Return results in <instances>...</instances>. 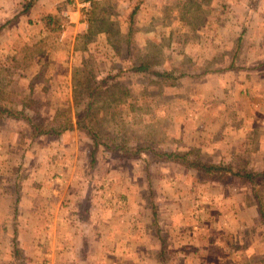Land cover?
I'll return each instance as SVG.
<instances>
[{
	"label": "rangeland",
	"instance_id": "obj_1",
	"mask_svg": "<svg viewBox=\"0 0 264 264\" xmlns=\"http://www.w3.org/2000/svg\"><path fill=\"white\" fill-rule=\"evenodd\" d=\"M118 1L128 4L130 8L121 15V20L127 22L128 33L121 35L115 31L112 35L117 42H88L92 40L91 37L84 38L83 42H72L70 39L62 42L59 40L64 33L61 30L51 31L46 41L42 42H0V88L5 93H18L28 98V112L36 123L48 127L60 126L67 114L76 122L74 89L77 82L92 75L103 79L111 74L116 79L104 86H113L110 101L107 104L100 103L102 108L98 126L102 131L114 134L117 133L114 130L119 128L123 130L122 134L129 144L139 139L146 140L163 151L180 150L190 152L205 162L232 163L241 168L263 171V160L238 156L232 158L228 156L229 153L215 151L211 147L209 149L207 135L201 133L199 126L196 128V137L202 141L201 145H194L195 141L188 133L192 122L201 125L214 119L239 122V118H247L253 113L254 95L246 84L253 79L240 75L241 71L252 67L248 63L250 50L244 51L245 42H242L238 56L232 63L242 70L226 71L231 66L241 34L238 26L229 31L231 41L224 42L223 29L225 23L230 21V3L227 0ZM131 16L134 20L132 29ZM15 56H18L17 60L13 59ZM24 56L32 58L25 65L20 62ZM141 64H148L152 72L159 71L173 77L186 73L188 76L177 81L160 80L151 72H135L132 69ZM193 74L196 77L190 76ZM108 97L105 93L101 96L103 99ZM76 131L80 141L84 140L85 133ZM33 134L31 128L22 121L0 119V152L3 153V146L13 148L6 156L8 176L16 169L11 162L15 153L18 163L20 157L24 158L23 167L30 174L31 153L33 146H38L39 138L33 137ZM212 137L216 138L218 146L228 136L212 134ZM80 145L88 151L94 148V144L88 141ZM145 158H121L99 149L95 166L91 165L89 159H82V166L88 171L100 164H103V169L114 168L118 171L117 177L123 181L129 177L125 175L127 171L132 182L146 186L142 199L146 206L154 203L157 215L158 210L166 205L186 203L185 211L178 214L181 219L186 215L188 223L198 230L208 227L206 231L210 232L213 239L223 238L217 239L218 245L222 243L224 246L238 233L242 236L237 247V255L241 259L232 257L225 245V250L221 252H227V256L217 252L222 261L229 264H235L237 260L246 264L255 261L264 264V225L260 217L259 220L255 218L259 216L258 202L244 180L230 178L224 183L208 181L197 172L187 171L177 164L154 162L149 155ZM0 160L3 170V154ZM8 179L6 182L11 189L13 185ZM260 189L259 194L264 202V185ZM154 214L153 210L155 223L152 233L156 235L158 229H162L167 250L179 246V240L175 244L170 237L172 233L166 228L170 224H164L161 216L155 218ZM166 215L170 219V215ZM238 215L245 227L238 224ZM255 236L256 240H260L256 247L258 255L254 247H246L251 244L250 238ZM156 240L152 244L155 250L158 244ZM193 240L185 239L188 249ZM245 247L251 249L246 251L248 260L240 252ZM175 261V255L167 251L166 264H175Z\"/></svg>",
	"mask_w": 264,
	"mask_h": 264
},
{
	"label": "crops",
	"instance_id": "obj_2",
	"mask_svg": "<svg viewBox=\"0 0 264 264\" xmlns=\"http://www.w3.org/2000/svg\"><path fill=\"white\" fill-rule=\"evenodd\" d=\"M227 2L230 21L223 29L224 42L231 41L229 31L234 28L239 26L241 33L245 30L244 51L250 50L248 63L252 67L240 75L253 79L246 83L254 95L253 113L239 118V122H192L188 133L194 145H201L196 137L199 126L201 133L207 135L209 149L229 153L232 158L264 161V0ZM127 5L118 0H0V42L46 41L56 25L64 32L59 38L62 42H83L89 37L92 40L88 42H117L112 36L115 31L126 35L129 30L127 22L121 20L122 12L130 8ZM212 134L228 137L217 146ZM78 135L74 129L61 137L39 136L38 146H33L31 153L30 174L23 167L24 158L20 157L18 163L15 153L11 162L16 169L8 176L6 156L13 148L2 145L0 156L4 155L5 162L2 170L0 160V264H166L167 251L175 255L179 264H229L217 253L224 251L225 245L232 257L241 259L237 247L242 236L235 233L224 246L216 244L217 239L223 238L213 239L206 231L208 227L194 228L186 215L181 219L178 214L185 211L183 202L158 210L163 223L170 224L166 228L172 233L171 239L180 243L167 250L162 229L156 235L152 233V202L146 206L142 199L146 186L132 182L127 171V181L120 180L117 170L103 169V164L92 171L83 169L82 161L89 159L90 151L80 143L91 141L87 136L80 141ZM7 179L13 185L11 189ZM238 217V224L245 227ZM258 217L255 218L259 220ZM256 236L250 238L251 244L246 247H254L258 255L260 240ZM154 239L158 243L156 250L152 247ZM185 239H194L189 249ZM251 249L240 251L246 260V251ZM221 253L227 256V252ZM235 264L246 263L237 260Z\"/></svg>",
	"mask_w": 264,
	"mask_h": 264
},
{
	"label": "trees",
	"instance_id": "obj_3",
	"mask_svg": "<svg viewBox=\"0 0 264 264\" xmlns=\"http://www.w3.org/2000/svg\"><path fill=\"white\" fill-rule=\"evenodd\" d=\"M134 16V15H133ZM49 21H51L49 19ZM131 29L133 26V17L131 16ZM52 31L60 30L56 25L55 28H51ZM245 30L241 33L238 42L236 44V50L233 58L230 62L226 71L237 70L240 71L242 68L232 65L234 63V58L238 56V51L241 48L243 42V36ZM13 59L17 60L18 56ZM31 56L27 58L24 56L20 62L24 65L31 61ZM33 61V60H32ZM18 62V61H17ZM135 72H151L157 76L160 80H173L177 81L180 78L188 76V74L183 73L178 77H173L170 74H165L163 72L150 70L148 64H141L138 67L132 68ZM196 77L194 74L190 75ZM112 79L111 74H108L105 78L100 79L94 75L91 78H86L83 81H78L74 89V99L77 104L76 122L72 116L68 115L62 121L60 126H44L36 123L28 112V105L30 100L26 97H22L18 93H5L0 88V119L5 118L10 121H22L28 125L33 131V137L52 135L54 137H61L63 134L70 132L74 129L82 131L89 138L91 143H93V149L90 151L89 160L92 166L96 164V155L98 150H104L121 158H132L138 160L146 159V156H151L154 162L159 163H174L184 168L187 171L197 172L203 176L208 181H214L218 183L228 182L231 179L244 180L250 187L252 192L255 194V198L258 202L259 217L264 225V202L262 196L259 194L261 192L260 187L264 185V170H249L246 168H241L235 166L232 163H212L205 162L199 159L197 156H192L190 152H183L180 150L175 151H163L159 146H155L152 142H147L146 140H137L134 144H129V141L123 136L122 129H115L117 133L112 134L107 131L104 132L98 126L99 114L102 106L100 103L107 104L110 101V95L113 90V86L109 88H104ZM108 95V99L101 98L102 94ZM19 105V106H18ZM134 109V105L131 106ZM99 117V118H98ZM97 126V127H96ZM150 140V139H148ZM152 141V140H151ZM155 218L158 217L156 206L152 203ZM164 246V243L162 242Z\"/></svg>",
	"mask_w": 264,
	"mask_h": 264
}]
</instances>
